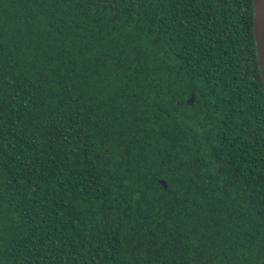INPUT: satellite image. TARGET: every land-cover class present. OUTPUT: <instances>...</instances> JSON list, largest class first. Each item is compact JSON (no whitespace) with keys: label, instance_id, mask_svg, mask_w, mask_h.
Wrapping results in <instances>:
<instances>
[{"label":"trees","instance_id":"1","mask_svg":"<svg viewBox=\"0 0 264 264\" xmlns=\"http://www.w3.org/2000/svg\"><path fill=\"white\" fill-rule=\"evenodd\" d=\"M253 14L0 0V264H264Z\"/></svg>","mask_w":264,"mask_h":264},{"label":"water","instance_id":"2","mask_svg":"<svg viewBox=\"0 0 264 264\" xmlns=\"http://www.w3.org/2000/svg\"><path fill=\"white\" fill-rule=\"evenodd\" d=\"M253 4V35L256 48L257 64L264 93V0H253ZM193 102L194 95L191 94V96L187 100V104L192 106ZM159 183L164 188H166L165 181L159 180Z\"/></svg>","mask_w":264,"mask_h":264}]
</instances>
